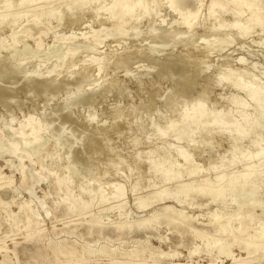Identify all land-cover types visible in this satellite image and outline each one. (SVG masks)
I'll use <instances>...</instances> for the list:
<instances>
[{
    "label": "rangeland",
    "instance_id": "obj_1",
    "mask_svg": "<svg viewBox=\"0 0 264 264\" xmlns=\"http://www.w3.org/2000/svg\"><path fill=\"white\" fill-rule=\"evenodd\" d=\"M210 1L203 0L202 16L206 15V6ZM58 2L60 1H56ZM190 6L186 9L194 8L193 5ZM24 7L12 9L10 13L1 11L3 13L0 14L21 13L26 15L25 18H29L34 11ZM89 18L88 14L76 15L73 18L65 16L63 19L65 25L62 28H58L52 19L49 22L50 30L41 25L39 29L32 31L31 37L26 38L25 43L28 49H31L28 54H23L22 45L17 46L15 52L5 47L6 49L4 48L0 54V133L8 134L2 123L13 120L15 123L11 121L9 124L12 130L16 131L19 124L24 123L29 116L33 120L41 121L49 129L42 136L43 139L46 138L45 145L33 149L32 158H19L8 154L0 156V168L7 177L2 181L3 188L0 189V204L2 203L0 264H209L210 258L204 252L206 247L202 243L192 241V238L186 235L181 241L179 235L173 230H168L166 226H156L128 236L117 237L110 229L114 222H118L117 211L103 212V209L115 206V203L93 208L91 213L100 217L103 227L90 228L84 221L88 216L74 217L66 211L61 201L65 198L66 188L63 185L57 187L55 181L56 179L66 181L70 178L69 189L74 191L76 196H81L85 189H94L98 183L109 180L108 175L113 173L111 170L117 160H121L124 164L121 167L127 168L132 167L136 162L137 176L143 177L148 173L146 154L151 149L161 147L162 142L169 143L171 148L176 147V143L171 138L161 142L147 139L149 130L137 131L135 118L138 114L142 111L138 118L144 117L147 112L152 114L161 112L173 116L179 109L180 101L189 102L201 89H207L212 102L217 101L220 106L227 107L226 96H232L233 91L224 83V87L221 88L217 81L218 76L225 72L227 65L235 66L240 57L244 59L246 65L250 64L254 67L257 65L256 69L258 67L264 69V45L261 44L264 33L259 36L254 35L255 38L252 36L254 39H235L233 32H226L223 29L209 31L210 29L207 28L209 24L201 25V20L195 23L196 26L191 31H184L178 24L179 16L163 9L150 31L144 29L143 23L139 22L135 25L141 31L138 36H133L135 32L131 30L129 35L114 36L96 46L91 41L79 40L81 35L88 37L91 29H95V24L88 26ZM70 21L75 23L71 26L68 24ZM6 22L7 19H4L0 25L4 27L0 30V39H3L6 43L4 45L8 46L11 30L6 27ZM71 34L76 36L77 40L66 41L65 44L59 41L60 38ZM51 35L55 38L53 39ZM212 35L229 36L228 38L234 39V42L221 52L214 53L203 63L200 61L202 60L200 50L203 47L199 46H202L208 38L211 39ZM37 39L42 44L39 49L36 46ZM72 45L77 46L79 50L82 48L75 61L91 56L103 61L106 64V68L104 67L102 71L103 75L96 76L90 69L86 77L74 75L69 78L65 73L59 74L56 79L51 74L47 76L46 73L60 64L61 61L58 60L60 51ZM33 72L39 73L35 76ZM169 91L174 92L173 100L177 102L168 104L165 101ZM193 140L195 143H203L201 151L197 153L199 156L194 157L195 163L201 167L207 165L211 155L226 150L225 142L216 145V140L207 141L198 134ZM206 142L209 144L205 145ZM134 157L139 159L136 161ZM41 162L44 170L39 176ZM107 162L111 163V167L110 165L105 167ZM21 167L24 177L20 175ZM56 174L59 177H56ZM135 177L127 182V185L133 183ZM147 180V177H143L142 185H147ZM124 188L127 191L122 203L128 215L134 220L143 218L150 210L164 205L179 209L178 205L166 201L165 204L156 203L143 212L134 205L135 199L139 196H134L126 185ZM157 188L147 192H155ZM23 202L28 203L31 216L27 224L26 213L22 212L21 223L15 228L10 216L18 211V205ZM216 208L207 198H200L192 206L185 207L184 211L188 216L197 217L200 223ZM230 209L228 206L226 211ZM255 212L259 214L258 209ZM103 245L114 252H110L109 255L98 252L90 256L87 254L89 249L98 251ZM140 247H144L147 253L126 257L121 254ZM229 250L227 255L215 253L213 264H233L244 258V252L239 251L235 246H231ZM151 253L154 256H151ZM263 254L264 251L258 252L244 264H264Z\"/></svg>",
    "mask_w": 264,
    "mask_h": 264
},
{
    "label": "bare ground",
    "instance_id": "obj_2",
    "mask_svg": "<svg viewBox=\"0 0 264 264\" xmlns=\"http://www.w3.org/2000/svg\"><path fill=\"white\" fill-rule=\"evenodd\" d=\"M56 1L60 2L56 3ZM54 5H56L54 8L48 10ZM190 5H193L194 8L186 9ZM202 6L203 0H0V12L10 13L12 9L20 7L34 11L29 18H25L26 15H21V13L13 15L0 14V25L4 19H7L5 25L11 30L8 46H5L4 40L0 39V54L5 47L15 52L19 45H22L23 54H28L31 49H28L25 40L27 37H31L32 31L39 29V26L44 25L47 30H50L49 22L53 19L57 27L62 28L65 25L63 23L65 16L73 18L76 15L82 16L85 14L90 16L88 26L91 27L94 24L96 26L95 29H91L88 37L81 35L79 40L91 41L96 46L105 39L129 35L131 30L135 32L133 36H138L141 31L135 25L139 22L143 23L142 27L144 29L150 31L163 9L179 16L178 24L184 31H191L196 26L195 23L201 20V25L206 26V24H209L207 27L210 29L209 31L223 29L226 32H233L235 39H254V35L259 36V34L264 33V0H211L206 6L207 13L205 16L201 14ZM216 9L218 12H216ZM226 16L233 18L230 19ZM74 23L75 21L68 22L71 26ZM2 29L4 27H0V30ZM54 36H52L53 39L55 38ZM228 37L212 35L211 39L203 40V45L199 46L203 47L200 50L202 57L200 61L204 63V60L211 58L214 53H219L229 47L234 42V39ZM71 40H77L76 36L71 34L68 37L59 39L61 43ZM261 44L264 45V38ZM41 45L39 39H37V49ZM193 48L195 47L193 46ZM81 49L79 50L75 45L61 49L62 51H60L58 58L61 61L60 64L55 65L46 75L50 76L51 74L56 79V76L65 73L71 78L74 75L85 76L92 69L93 71L91 72H94L96 76H100L106 64L97 57L91 56L75 61ZM94 51L97 53L95 49ZM124 60L122 61L124 62ZM198 64L200 63L198 62ZM256 66L246 65L244 59L240 57L235 66L227 65L225 72L219 74L217 79L219 86L223 88L224 83L227 88L233 91L232 96H226L227 107L223 104H221L223 107L220 106L217 101L216 103L215 101L212 102L207 89H201L190 101L188 100L189 102L180 101L179 109L173 116H168L167 113L161 112L153 114L152 112H147L144 117L138 118L139 114H142L141 111L137 118L134 117L137 119V131L140 132L147 129L149 130L147 139L159 140L160 142L162 140L168 141L171 138L176 143V147L171 148L169 143L162 142L161 147H159V144V148L151 149L146 154L148 173L143 177L148 178L147 185H142L143 177L137 176L138 168L136 162L132 167L128 166L129 168H127L126 166L121 167L122 165L124 166L121 160H117V165H112V170H114H111V172L113 173H110V175L104 174L110 176L109 180L97 185L94 182L96 187L94 189L91 188V190L85 189L81 196H76L74 191L69 189L70 178L66 181L54 180L57 187L63 185L66 188L65 198L61 200L66 211L74 217L85 218V216H88L87 220L84 221L90 228L103 227L100 217L92 214L91 210L115 203V206L107 207L103 209V212L117 211L118 222H114L110 227L117 237L128 236L156 226H166L168 230L175 231L181 241L186 235L191 237L192 241L196 240L202 243L206 247L204 252L210 258L209 264H213L216 258L215 253L221 255L229 254L231 246H235L239 251L244 252V258L233 264L247 263L258 252L264 251V69L260 67L256 69ZM38 73H34V75L36 76ZM41 75L39 74V76ZM85 80L87 79L85 78ZM171 91L165 97V101L168 104L176 101L173 100L175 95ZM177 98L179 99V96ZM11 121L13 120L10 119ZM10 122L2 123L6 127L8 134L3 135L0 133V156L8 154L19 158H32L33 149L40 148L46 143V138L43 139L42 136L47 131V126L43 125L39 120H33L29 116L24 123L19 124L16 131H13L11 124H9ZM197 134L205 137L207 141L216 140V145L224 142L226 144V150L220 154L211 155L205 167L197 165L194 159V157L197 158L199 156L197 153L203 147V143H195L193 140ZM16 141L18 143H15ZM137 141L139 142V140ZM80 144L82 143L80 142ZM208 144L207 142L205 143V145ZM136 158L139 159V157ZM137 159L135 160L137 161ZM108 163L105 164V167L111 164ZM43 170L44 165L41 162L39 166L40 172H38L39 176ZM19 171L22 173L20 175L24 177L22 167ZM54 172L56 171L54 170ZM133 177L136 178L135 181L127 185V182L129 183ZM4 179H7V177L0 168V189L3 188L1 183ZM124 185L129 188L134 196H139L134 201V205L138 210L144 212L154 204H165L166 201H171L178 205L179 209L171 205H164L158 209L150 210L145 217L134 220L128 215L122 203L127 191ZM156 187H158V190L155 192H147ZM27 191L29 190L27 189ZM200 198H207L217 208L209 213L203 222L199 223L197 217L188 216L185 214L184 209L187 206H192ZM0 205L2 206V203ZM226 205L231 208L230 211H226L228 207L225 208ZM256 209L259 210V214H255ZM22 212L26 213L28 224L31 216L28 203L23 202L18 205V211L10 216L15 228H18L19 223H21L20 214ZM97 252L102 255H109L110 252L114 251L106 249V246L103 245L98 251L89 249L87 254L90 256ZM144 253H147V250L144 247H140L121 254L126 257L127 255ZM150 255L154 256L153 253Z\"/></svg>",
    "mask_w": 264,
    "mask_h": 264
}]
</instances>
